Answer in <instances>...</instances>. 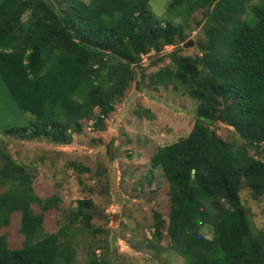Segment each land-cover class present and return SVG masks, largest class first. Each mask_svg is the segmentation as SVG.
I'll use <instances>...</instances> for the list:
<instances>
[{"label":"trees","instance_id":"obj_1","mask_svg":"<svg viewBox=\"0 0 264 264\" xmlns=\"http://www.w3.org/2000/svg\"><path fill=\"white\" fill-rule=\"evenodd\" d=\"M150 1L0 0V76L17 106L32 114L15 131L71 142L97 108L102 118L114 109L144 54L157 53L158 62L162 49L175 45L166 54L171 63L152 72L150 83L181 86L200 105L190 134L152 157L170 184L171 246L185 264H264V229L240 196L248 187L264 198V159L250 153L264 144V0H170L166 19ZM197 9H203L202 52L182 56L183 24L172 17ZM214 121L231 125L241 142L221 138ZM33 179L6 155L0 226L20 211L25 241L10 248L0 235V264H75L73 226L90 223L89 201L78 200L71 222L45 233L43 213L59 198L37 196ZM154 235L160 237L159 228ZM87 264L100 262L91 252Z\"/></svg>","mask_w":264,"mask_h":264},{"label":"rangeland","instance_id":"obj_2","mask_svg":"<svg viewBox=\"0 0 264 264\" xmlns=\"http://www.w3.org/2000/svg\"><path fill=\"white\" fill-rule=\"evenodd\" d=\"M169 1L151 0V10L166 19ZM172 19L183 24L185 40L180 55L201 53L203 9L187 18L173 15ZM174 48L166 45L161 51L164 58L158 62H153L157 53L144 54L136 64L140 78L135 72L114 109L102 118L97 108L69 143L15 131L27 126L32 114L17 106L0 76V165L6 155L11 156L33 175L37 196H58V207L43 213L44 232H57L71 222L78 200L89 201L90 223L73 226L75 264H87L91 252L100 264H185L168 235L170 184L162 169L152 165L158 147L190 134L200 105V100L181 86L150 83L152 72L171 63L166 54ZM212 126L221 138L241 142L231 125L214 121ZM250 153L264 159V144ZM6 188L0 182V192ZM240 196L254 225L264 229V198H254L248 187H243ZM33 209L42 211L38 203ZM20 226V211L12 212L9 224L0 226V235L6 236L10 248L22 247L25 241ZM156 228L161 232L159 238L154 235ZM202 231L212 237L208 226Z\"/></svg>","mask_w":264,"mask_h":264},{"label":"water","instance_id":"obj_3","mask_svg":"<svg viewBox=\"0 0 264 264\" xmlns=\"http://www.w3.org/2000/svg\"><path fill=\"white\" fill-rule=\"evenodd\" d=\"M190 42H187L186 45H188ZM134 69L136 70L137 72V78H140V72H139V69H138V65H134Z\"/></svg>","mask_w":264,"mask_h":264}]
</instances>
